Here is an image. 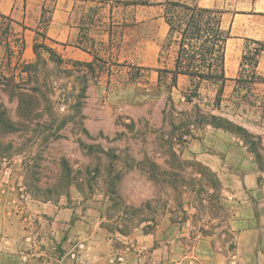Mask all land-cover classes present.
Returning a JSON list of instances; mask_svg holds the SVG:
<instances>
[{
    "label": "rangeland",
    "instance_id": "1",
    "mask_svg": "<svg viewBox=\"0 0 264 264\" xmlns=\"http://www.w3.org/2000/svg\"><path fill=\"white\" fill-rule=\"evenodd\" d=\"M131 1L77 0L73 37L56 44L47 27L63 0L41 1L39 55L29 61L21 58L20 27L0 15V104L17 125L0 126V264H119L123 235L152 231L167 212L174 219L189 206L201 223L224 219L215 172L177 147L207 126L178 128L197 116L194 104L214 108L216 87L204 84L201 97L187 100V77L172 88V75L159 73L177 49L157 37L163 10ZM72 45L91 48L92 61L69 57ZM252 68L239 72L249 79ZM248 86L230 76L213 113L257 135L251 146L235 134L264 173V84ZM20 88L37 98L29 118L21 116ZM45 204L68 215L41 213Z\"/></svg>",
    "mask_w": 264,
    "mask_h": 264
},
{
    "label": "crops",
    "instance_id": "2",
    "mask_svg": "<svg viewBox=\"0 0 264 264\" xmlns=\"http://www.w3.org/2000/svg\"><path fill=\"white\" fill-rule=\"evenodd\" d=\"M41 1L0 0V15L8 16L20 27L16 37H21L23 61L35 56V36L42 29ZM186 1L223 9V27L231 33L226 51V74L232 79L238 77L245 43L252 39L264 40V0ZM76 2L63 0L53 11L47 31L55 44L73 37L70 18ZM137 5L163 10L156 4ZM162 14L157 16L161 26L157 37L161 41L166 39L169 29ZM230 41L234 43L233 50H230ZM70 48L66 49L67 55L74 59L90 62L94 57L91 48L74 45ZM256 71L264 76V51L259 55ZM182 77L186 76L181 75L179 79ZM180 151L215 172L221 185L224 219L210 216L208 221L201 223L195 220L196 208L189 206L183 207L174 219L166 215L167 212L152 231L143 232L137 228V232L123 235L121 249H118L122 260L119 264H264V173L243 140L229 131L207 125L191 136ZM39 209L55 219L68 215L56 205L45 204ZM210 224H214V229L207 231ZM222 239L231 243L228 252L222 251L225 247L221 245Z\"/></svg>",
    "mask_w": 264,
    "mask_h": 264
},
{
    "label": "trees",
    "instance_id": "3",
    "mask_svg": "<svg viewBox=\"0 0 264 264\" xmlns=\"http://www.w3.org/2000/svg\"><path fill=\"white\" fill-rule=\"evenodd\" d=\"M126 3L162 6V15L169 27L165 43L168 45L175 44L177 49L173 68L159 69V73L167 72L172 75V88L178 87L181 75L186 76L190 81V86L185 92V100L188 97H201V86L204 84L216 87L214 108L204 111L200 103L194 104L192 110L196 111L197 116L193 119L192 117L185 118L178 128L189 126L191 123L211 125L241 136L245 139V142H250L251 146H254L256 141L252 138L257 137V135L252 134L243 124L213 113V110L221 108L225 86L229 79L226 74V51L231 33L223 27V9L203 7L186 0H160L158 2L132 0ZM38 33L40 34V32ZM249 42L253 43L254 47L251 49L246 44L241 66L252 63L251 76H249V79L243 78L241 72H239L238 77L234 78L238 84L247 83L249 85L248 89L255 83H264V76L257 74L256 71L259 55L264 51V40L252 39ZM42 47L50 55L54 54L52 47L44 44ZM34 52L39 55L36 43L34 44ZM28 65L31 67L30 65L33 64L29 63ZM89 65L91 66V63ZM24 90L25 88H20V92H18L19 106L24 109L21 116L29 118L37 108L38 102L33 94H29L28 91ZM236 105L241 106L240 103ZM1 107L0 104V126L10 130L16 129V123L6 117V111ZM63 122L65 123V121ZM212 196L217 197L218 195Z\"/></svg>",
    "mask_w": 264,
    "mask_h": 264
},
{
    "label": "built area",
    "instance_id": "4",
    "mask_svg": "<svg viewBox=\"0 0 264 264\" xmlns=\"http://www.w3.org/2000/svg\"><path fill=\"white\" fill-rule=\"evenodd\" d=\"M189 138H190L189 135H187V134L184 135V136H183V139H184V140L182 141V143H178V144H177V147H178L179 149H182L183 146H184V144H185V142H186Z\"/></svg>",
    "mask_w": 264,
    "mask_h": 264
}]
</instances>
